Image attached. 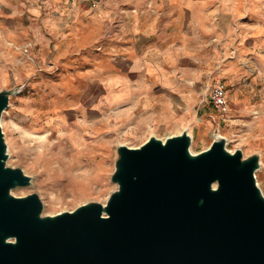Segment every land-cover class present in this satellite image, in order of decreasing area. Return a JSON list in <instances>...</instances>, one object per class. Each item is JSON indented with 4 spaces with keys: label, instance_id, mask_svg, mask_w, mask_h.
Here are the masks:
<instances>
[{
    "label": "rangeland",
    "instance_id": "obj_1",
    "mask_svg": "<svg viewBox=\"0 0 264 264\" xmlns=\"http://www.w3.org/2000/svg\"><path fill=\"white\" fill-rule=\"evenodd\" d=\"M86 1L82 12L108 15L102 28L88 29L90 43L77 29L62 42L46 28L39 31L42 16L27 15L35 1L0 0V91L23 87L1 118L8 166L23 169L33 182L13 194L37 193L44 215L105 204L117 189L111 176L118 145L135 148L151 136L165 140L184 130L193 153L208 149L219 133L230 152L259 154L255 175L264 193V0H102L96 8ZM16 6L19 14L11 15ZM134 18L140 22L135 39L128 37ZM9 19L19 38L12 43L2 39ZM134 53L148 85L161 71H172L178 80L183 71L186 77L202 73L213 81L200 82L190 105L159 86L141 104L134 96L120 99L117 90L107 91L104 78L133 80ZM217 81L227 89L225 116L209 100ZM106 86L110 90L114 83Z\"/></svg>",
    "mask_w": 264,
    "mask_h": 264
},
{
    "label": "water",
    "instance_id": "obj_2",
    "mask_svg": "<svg viewBox=\"0 0 264 264\" xmlns=\"http://www.w3.org/2000/svg\"><path fill=\"white\" fill-rule=\"evenodd\" d=\"M23 87L0 91V264H264L260 155L230 152L217 133L191 151L187 130L120 144L105 204L44 215L23 169L8 166L1 118Z\"/></svg>",
    "mask_w": 264,
    "mask_h": 264
},
{
    "label": "crops",
    "instance_id": "obj_3",
    "mask_svg": "<svg viewBox=\"0 0 264 264\" xmlns=\"http://www.w3.org/2000/svg\"><path fill=\"white\" fill-rule=\"evenodd\" d=\"M31 3L32 1H35L36 5L32 3V5L29 6V13H27L28 16L32 17H41L42 16V23L39 28V31L43 30L44 28L48 29V31L51 33L53 37L56 39H61L62 42L68 37H71V29H77L84 34L88 35L89 37V43L91 42V33L89 30L93 31L94 29L102 28L103 25L106 23L107 20V13H104V11L101 10H95L94 11H87L82 12L81 6L82 2H87L86 0H74L72 2H68L67 0H29ZM19 7L16 6L10 9L11 15L19 14L18 12ZM52 10H55L51 12ZM77 23V24H76ZM139 20L133 19V23L131 25V30L128 31L129 36L133 37V39L138 37L139 32ZM6 33H4V37L2 38L3 41L12 43L13 41L16 42L19 38L18 36L14 34L12 31L16 28V25H14V20L9 19L6 21ZM155 28V24H151L149 26V31L146 34H152L153 29ZM45 31V30H44ZM40 35V36H39ZM38 41H43L42 34H39ZM63 36V37H61ZM60 42V43H61ZM59 43V45H61ZM59 49V46H58ZM11 53L9 54V58H11ZM131 63L133 65V72L132 75L134 76L133 80L130 81H121L119 78L111 76L104 78L105 81H112L114 83V87L107 88L106 82H104V87L107 89V91L114 92L117 90V95L120 99H125L129 96H134L133 101L135 103L141 104L142 102V96L148 95L152 87L159 86L161 87L165 93L168 95H180V101L186 105H190L192 103H195L198 97V92L200 90L199 84L200 82H205L208 86L210 85V81H213L212 78L207 80L206 75L202 73H194L191 75L189 73V76L186 77L185 72L183 71V77L182 80H178L174 73L172 71L170 72H164L161 71L159 68V76L154 80V83L146 84V82L141 77V68L143 62L141 57L134 53V55H130ZM195 67L201 66V63L197 62ZM172 69V68H171ZM185 69V68H184ZM186 70V69H185ZM175 71V70H174ZM198 71V70H195ZM199 74V75H198ZM205 76V77H204ZM116 95V96H117ZM141 107V106H140ZM142 108V107H141ZM169 111H174L175 107H169ZM126 116V113H124ZM188 131V130H187Z\"/></svg>",
    "mask_w": 264,
    "mask_h": 264
},
{
    "label": "built area",
    "instance_id": "obj_4",
    "mask_svg": "<svg viewBox=\"0 0 264 264\" xmlns=\"http://www.w3.org/2000/svg\"><path fill=\"white\" fill-rule=\"evenodd\" d=\"M68 2H72L74 0H67ZM92 2V7L96 8L101 4L102 0H90ZM209 100L212 106L220 111L223 116L226 115V107H227V89L225 84L222 81H217L211 88L209 94Z\"/></svg>",
    "mask_w": 264,
    "mask_h": 264
},
{
    "label": "bare ground",
    "instance_id": "obj_5",
    "mask_svg": "<svg viewBox=\"0 0 264 264\" xmlns=\"http://www.w3.org/2000/svg\"><path fill=\"white\" fill-rule=\"evenodd\" d=\"M75 189H76V188H75ZM75 189H74V190H75Z\"/></svg>",
    "mask_w": 264,
    "mask_h": 264
}]
</instances>
